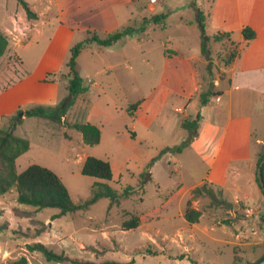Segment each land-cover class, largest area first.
<instances>
[{
	"label": "rangeland",
	"instance_id": "374dc122",
	"mask_svg": "<svg viewBox=\"0 0 264 264\" xmlns=\"http://www.w3.org/2000/svg\"><path fill=\"white\" fill-rule=\"evenodd\" d=\"M190 1L164 0L167 3L158 2L155 12H150L141 2L140 14L144 19L151 13L168 12L165 25L145 24L140 15L135 18V13L136 22L128 27L137 31L122 37L115 44V50L91 57L90 53L97 50L112 49L94 45L81 52L78 70L88 89L77 98L81 101L79 107L71 108L65 119L86 122L87 112L92 111V120L101 121V125H97L101 130L99 143L88 145L77 130L43 117L26 116L14 132L29 141L28 150L16 159L17 171L21 172L33 163L51 169L61 178L74 202L87 199L92 184L97 181L108 184L117 193L127 186L137 188L142 184V188L112 206H109L108 198L102 197L85 210L53 218L57 208L36 210L19 204L15 199L16 188L12 187L0 195V264H10L22 256L26 257V264H69V261H48L41 252L29 250L28 245L35 242H41L76 261L93 264H105L107 261L122 264H234L235 257V264H249L264 254V222L261 220L264 196L255 180L257 162L255 176L253 171H244V168L239 169V175L230 170L227 177L230 188L222 191L211 185L230 205H212L205 193L192 198L191 206L199 209L201 215L198 222L189 223L184 218L186 203L194 188L189 187L199 181L207 168L189 150L175 149L186 140L191 141L190 131L181 126L183 120L169 107L161 109L152 105L148 112L151 122L147 126L124 111L136 99L142 101L141 98L157 85L163 48L177 49L190 57L200 75L199 81L206 89L211 85L210 72L212 78L217 76L220 79L224 74L225 59L233 51L230 41L237 44L239 52L242 51V62L245 59L248 44L241 36V28L245 25L255 29L259 27L264 16V0H240V19L235 14V0H197V6L206 15L210 69L208 62L203 61L200 29ZM17 9L21 15H27L20 0H0V31L7 35L13 54L7 61L5 55L0 59V72L9 62L10 78L20 76L25 67L33 65L35 57L27 53H39L44 49L53 28L38 21L44 31L40 38H30L26 42L29 43L27 47L22 44L14 46L11 38L16 40L27 36L13 31L8 35L4 16ZM144 24L148 35L138 32L139 26ZM222 31L229 32V39L213 40V34ZM81 39H75L71 44ZM17 55L23 57L24 66L15 58ZM106 61L118 65L115 64L110 71L95 73ZM57 74L61 76V73ZM63 81L65 87L66 81ZM2 83L0 79V86ZM114 102L118 106L115 107ZM198 106L194 104L190 111L197 112ZM262 106L264 111V103ZM253 121L256 125L254 134L264 137V114L254 116ZM133 124L136 135L128 138L124 128ZM4 125H7L6 118L0 121V126ZM87 156L107 160L112 179L82 174L81 168ZM238 165L240 163L234 167ZM246 192L248 196L244 198L242 194ZM133 215L138 216L139 225L124 229L122 222ZM257 264H264V261Z\"/></svg>",
	"mask_w": 264,
	"mask_h": 264
},
{
	"label": "crops",
	"instance_id": "0c3cea01",
	"mask_svg": "<svg viewBox=\"0 0 264 264\" xmlns=\"http://www.w3.org/2000/svg\"><path fill=\"white\" fill-rule=\"evenodd\" d=\"M163 1L158 0L150 4L148 0H33L30 3L26 2L29 9L35 14L32 18L21 15L18 9L13 14L7 12L4 16L6 21L4 25L8 35L12 31L14 16H18L29 25L26 38L16 40L11 38L14 46L22 44L23 47H27L29 43L26 42L30 38H40L44 31L38 21H41L40 24L47 23L53 28L44 49L39 53L33 51L27 53L35 58L33 65L25 67L23 74L16 78H10L8 76L10 73L9 62L4 66V71L0 72V79L3 80L2 86H0V121L4 115H12L16 110H24L30 105H56L68 95L66 85L63 86L64 81L58 77L57 73L64 71L69 47L75 39H81V37H83L81 40L85 39L88 31L105 37L114 30L126 28L135 21V13V18L140 15L141 19H144L140 14L141 2L150 12H155L158 10V2L167 3ZM235 6V14L240 19L242 17L240 0H235ZM192 8L194 10L193 6ZM146 28V26H139L138 32H146L148 35ZM252 28L256 35L246 42L248 49L244 53L245 59L242 62V51L238 52L235 59L222 69L224 74L221 78L219 79L217 76L212 78V89L218 91L219 94L210 96L205 104L200 102V94L206 90V87H202L199 81L200 75L195 68V63L185 54L182 57L166 55L165 50L168 48H163L160 55L162 65L158 83L151 88L147 96L141 98L142 101L133 114V118L145 126L151 122L148 112L152 105L160 106L161 109L169 107L175 116H179L182 120L184 118L192 119L197 113L201 115L197 135L184 149L189 150L198 159V162L201 161L207 168L205 174L189 189L202 183H209L224 191L230 188L228 172L233 170V174L239 175L240 168H244V171H253L255 176L254 170L258 153L264 146V137L254 134L256 125L253 121L254 116L264 114L262 110L264 103V16L259 27L256 26L257 30ZM115 46L107 51L102 49L104 51L92 52L90 53L91 57L112 52L116 49ZM11 52L8 42L7 49L0 59L5 55L6 61L9 60L13 57ZM191 56L195 58L194 55ZM15 58L24 66L22 56L17 55ZM203 61L206 62V60ZM115 64L118 65V63L106 61L95 73L110 71L115 68ZM47 73L56 74L52 80H44ZM87 76L89 77L90 74L88 73ZM80 104V99H76L72 109L79 107ZM194 104L199 105L197 112L190 111ZM146 112L147 114L144 115ZM87 113L86 122L96 126L101 125V121L94 122L92 120V111ZM67 117L66 114L63 119ZM24 118L26 116L23 115L22 120ZM135 128V124L130 128L128 126L124 128L128 138L135 137ZM239 163L240 165L234 167ZM242 196L246 198L248 192L243 193Z\"/></svg>",
	"mask_w": 264,
	"mask_h": 264
},
{
	"label": "trees",
	"instance_id": "16d2710c",
	"mask_svg": "<svg viewBox=\"0 0 264 264\" xmlns=\"http://www.w3.org/2000/svg\"><path fill=\"white\" fill-rule=\"evenodd\" d=\"M20 3L26 10V14L29 18L35 16V14L29 9L27 3L20 0ZM191 5L195 10V19L200 29L201 36V54L208 62V68L211 66L210 49L208 48V35L205 31L206 15L197 6L196 0H191ZM168 12H161L151 15L149 18H145V24H153L164 26ZM142 27H145L146 25ZM136 29L133 27H126L120 30H114L105 37H100L95 32H89V35L78 42L73 43L68 50V55L64 63V71L61 72L59 77L66 81V88L68 95L60 100L56 105H31L26 109H18L12 115H4L2 118L7 119V125L0 126V195H4L9 192L12 187L16 188V202L19 204L29 205L36 210L42 208L51 207L57 208L58 212L52 217L56 218L67 212H75L77 210H85L93 204L99 198H108L112 206L115 203H119V200L123 197L131 196L137 189L142 188V184L134 188L127 186L121 193H117L112 187L106 183L94 182L91 186L90 196L82 202H74L61 178L51 169L41 166L39 164H30L23 171L18 172L16 168V159L26 152L29 148V141L26 137L18 136L14 132L18 125L22 123V117L19 114L22 112L24 116H38L50 119L54 123L61 124L68 128L77 130L82 137V141L88 145H95L99 143L101 137V130L98 126L90 122H69L63 117L73 107L76 99L79 96L84 95L87 92V86L84 84V79L79 73L77 66V58L80 53L88 47L97 46L98 48H109L114 46L121 40L122 37L132 34ZM243 40L245 42L250 41L256 35L255 30L251 26H244L241 30ZM229 32H216L213 34V40L222 41L229 39ZM8 37L2 31H0V56H2L8 46ZM233 45V51H231L228 57L225 59V64H230L235 57L238 55V46L235 42L230 41ZM166 55L184 56L182 52L177 49H166ZM208 69V70H209ZM210 72V70H209ZM56 73H47L44 80H52ZM210 79L211 72H210ZM219 94L218 91L212 89V85L201 92L200 102L205 104L210 96ZM141 100H137L130 103L126 111L129 115H133L137 110ZM201 115L199 113L192 119L186 118L181 122V126L190 131L192 140L197 134V128ZM189 144L188 140L177 146L175 149L180 151L182 148ZM264 156V148L259 153L257 165ZM264 169V166H263ZM81 173L84 175L92 176L99 179L110 180L112 179V170L110 163L107 160L95 157L87 156L84 160L81 168ZM141 177H143L141 173ZM264 177V175H263ZM257 181V177L255 176ZM206 194L210 197L211 204L217 205L224 203L230 205L225 199L220 198L213 187L208 183H202L196 186L191 191V197L187 200L186 207L184 210V218L189 223H196L199 221L201 211L191 206V199L196 198L202 194ZM263 193V191H262ZM264 196V193H263ZM262 222H264V215L261 216ZM224 222L229 223V220ZM139 225V218L136 215L131 216L129 219H125L122 222L124 229L135 228ZM28 249L31 251H39L42 253L44 258L48 261L65 262L69 261V264L77 262L78 264H93L90 261H76L71 259L64 253H56L52 249L48 248L41 242H35L28 245ZM237 261V257L234 259V264ZM264 261V254L256 261L250 262L249 264H257ZM26 257L22 256L19 260L13 261L10 264H26ZM105 264H122L115 261H107Z\"/></svg>",
	"mask_w": 264,
	"mask_h": 264
},
{
	"label": "built area",
	"instance_id": "2783aa9c",
	"mask_svg": "<svg viewBox=\"0 0 264 264\" xmlns=\"http://www.w3.org/2000/svg\"><path fill=\"white\" fill-rule=\"evenodd\" d=\"M150 4L157 2L158 0H148ZM29 27L18 16H14L12 20V31L20 36H27Z\"/></svg>",
	"mask_w": 264,
	"mask_h": 264
},
{
	"label": "water",
	"instance_id": "95a60500",
	"mask_svg": "<svg viewBox=\"0 0 264 264\" xmlns=\"http://www.w3.org/2000/svg\"><path fill=\"white\" fill-rule=\"evenodd\" d=\"M23 116V113L21 112L19 114V117H22ZM263 166H264V156L261 158V160L259 161V164L257 166V169H256V177H257V181H258V184L261 188V190L263 191L264 193V177H263Z\"/></svg>",
	"mask_w": 264,
	"mask_h": 264
}]
</instances>
